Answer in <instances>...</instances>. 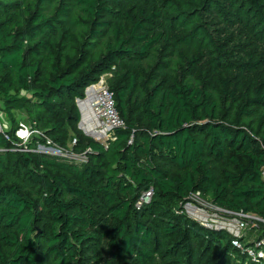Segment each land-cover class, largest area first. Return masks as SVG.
I'll return each instance as SVG.
<instances>
[{"label":"trees","instance_id":"1","mask_svg":"<svg viewBox=\"0 0 264 264\" xmlns=\"http://www.w3.org/2000/svg\"><path fill=\"white\" fill-rule=\"evenodd\" d=\"M104 74L106 146L77 106ZM0 104V264H255L183 205L264 220V0H0ZM14 111L85 160L16 148Z\"/></svg>","mask_w":264,"mask_h":264},{"label":"built area","instance_id":"2","mask_svg":"<svg viewBox=\"0 0 264 264\" xmlns=\"http://www.w3.org/2000/svg\"><path fill=\"white\" fill-rule=\"evenodd\" d=\"M106 74L100 76L98 81L88 85L84 92V98L78 99L80 110L79 128L95 141L107 145L108 141L114 139L112 132L123 128L124 121L120 117L114 100V94L107 85ZM4 123L0 120V133L9 139L7 131L11 129L10 122ZM18 138L16 148L21 151L29 150L27 143L34 135L42 136L45 143H38L34 151L58 155L51 151L58 148L47 137L42 135L32 125L18 122L15 129ZM74 142V141H73ZM64 151V150H63ZM68 158L76 155L64 151ZM152 190L145 191L137 202V206L149 202ZM184 213L203 228L210 231L225 232L230 237V244L240 255H244L247 261L255 264H264V220L254 214L245 212H230L214 205L206 200L200 193L195 191L189 194L183 205Z\"/></svg>","mask_w":264,"mask_h":264},{"label":"rangeland","instance_id":"3","mask_svg":"<svg viewBox=\"0 0 264 264\" xmlns=\"http://www.w3.org/2000/svg\"><path fill=\"white\" fill-rule=\"evenodd\" d=\"M105 77H108V74L105 76ZM1 105V104H0ZM77 106H78V103H77ZM79 107V106H78ZM14 115H15V118H16V120H17V122H22V123H25V124H28L27 123V121H26V116H25V113L24 112H22V111H14ZM0 120L4 123L3 125V127L4 128H6V125L7 124H5V122L6 123H9V119H8V117H7V115L5 114V112H3L1 109H0ZM79 125V124H78ZM82 131V133L85 135V136H87V137H89V138H92L90 135H87L83 130H81ZM93 139V138H92ZM71 147V146H70ZM51 151H53V152H56L58 155H56V156H60V157H65V158H68L66 155H64V154H66L61 148H52V149H50ZM76 155V154H75ZM75 159H79V160H85V157L83 156V155H76L75 157H74ZM219 245H222V244H224V241L223 240H220L219 242ZM239 256H237V254H235V253H232V255H231V260L235 263H237L238 262V258Z\"/></svg>","mask_w":264,"mask_h":264},{"label":"water","instance_id":"4","mask_svg":"<svg viewBox=\"0 0 264 264\" xmlns=\"http://www.w3.org/2000/svg\"><path fill=\"white\" fill-rule=\"evenodd\" d=\"M79 108V107H78Z\"/></svg>","mask_w":264,"mask_h":264}]
</instances>
